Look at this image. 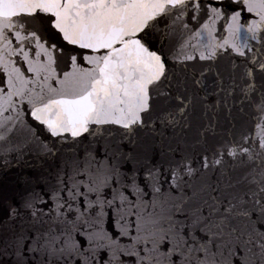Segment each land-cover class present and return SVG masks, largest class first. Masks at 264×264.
<instances>
[{"label":"snow or ice","instance_id":"6c2138e0","mask_svg":"<svg viewBox=\"0 0 264 264\" xmlns=\"http://www.w3.org/2000/svg\"><path fill=\"white\" fill-rule=\"evenodd\" d=\"M230 2L260 16L248 26V38L264 44V0ZM209 9L221 14L202 0H0V39L12 31L18 40L29 38L21 32L30 33L49 69L57 51H74L66 46L99 53L83 57L90 67L71 55L73 71L58 87L50 82L54 75L43 78L28 97L35 124L0 121V264H126L123 257L130 264H264V139L260 150L247 147L246 138L217 139V125L205 122L209 112L228 109L227 97L237 89L245 96L255 90V69L246 64L227 80L211 65L189 74L178 71L165 51L175 42L176 20ZM240 15L232 16L234 40L224 45L244 57ZM218 47L210 46L199 60L214 62ZM252 63L259 65L264 88V60ZM15 71L9 87L19 84L15 94L24 95L28 82ZM210 72L215 79L206 84ZM104 125L122 131L118 143L104 146L103 163L94 146L65 151L53 139L64 145L70 134L80 142L92 126ZM29 155L53 162L54 185L43 172L24 171L34 167ZM126 165L131 167L122 172ZM140 173L147 175L138 183ZM165 173L171 177L167 190ZM41 180L55 205L48 212V200L35 191ZM110 180L131 187L135 201L121 193L117 205L116 189L112 200H101ZM106 207L116 211L119 236L131 239L135 230L130 249L105 231Z\"/></svg>","mask_w":264,"mask_h":264},{"label":"water","instance_id":"95a60500","mask_svg":"<svg viewBox=\"0 0 264 264\" xmlns=\"http://www.w3.org/2000/svg\"><path fill=\"white\" fill-rule=\"evenodd\" d=\"M203 3L210 4L212 8H218L221 11L219 16H213L208 10L209 14H205L202 10L197 13L194 10H190L185 15L181 16L179 20H176L172 27L175 29V42L165 49L167 54L173 58L172 61L177 66V70H185L189 74H197L202 68H207L209 65L213 69L218 70L222 74V78L227 80L230 72L238 74L241 72L245 65L247 67L254 68L255 79L252 81L255 83L256 88L254 91H250L247 96L244 95L239 89L236 90L233 96L227 97L228 109H222L218 114L209 112L208 117L205 118V122L211 120L215 127L216 138L219 139L224 137L226 139H235L237 141L247 139L246 146L256 150L259 149V143L261 139H264V110L260 107L261 95L264 93V88L261 87L262 80L259 73V65L253 64L252 61L264 60V44L258 42V40H250L248 37L251 35L247 29L249 25H253L260 20V16L256 15L255 12H248L245 8L241 11V8L231 3L230 0H202ZM235 12H241L239 17V23L243 25L241 32L239 33L238 42L241 44L247 43L248 48H243L245 56L240 57L234 53L231 48L224 45L225 40L231 44L234 40L232 34L233 20L232 16ZM194 17V18H193ZM175 19V17H173ZM171 24V21H169ZM184 25H187L185 27ZM207 26V27H206ZM22 36H28V39L18 40L15 31L6 34V38L0 39V121L4 120L5 117H12L13 119H19L26 121L30 124H35L31 116V105L28 103V97L34 95L40 90V84L43 82L45 76L54 75L55 81H50L53 87L59 86V81L64 79L65 74L73 71L71 55H77V62L83 67H90L84 60V56L99 55V53H92L90 50H81L75 46H66L68 49H74L70 54L65 51L61 53L57 51L55 56L57 57L56 63L49 69L47 55L42 52L35 40L31 39L30 33L21 32ZM43 43V41H41ZM47 47V45H45ZM210 46H220L217 48V58L213 61H200L199 56L207 54L210 50ZM83 53V56L78 53ZM37 53H41L37 55ZM27 54V59H25ZM186 56L196 57L193 61H186ZM184 61L182 65L180 62ZM185 65L187 67H185ZM233 65L236 66L233 69ZM31 68L32 71L28 69ZM23 74L22 78L27 81L24 87V95H18L16 89L20 87L16 84L15 87H9V80H15L16 71ZM215 79V73H208V79L206 84H211L212 80ZM211 91V89H209ZM9 92H12L11 97L12 103H7L9 99ZM226 95V94H222ZM243 101V102H241ZM7 109V110H5ZM119 126L117 125H104V126H92L91 133L86 134L87 139L80 138V142L75 141L70 134H65V144L59 145L60 138H53L58 142V146H62L65 151L69 149H75L80 153H83L85 148L94 146L99 149L100 155L97 156V160L104 162V146L118 143L120 140ZM157 132L167 131L163 128H157ZM151 134V133H149ZM212 135V133H209ZM159 138V137H157ZM28 161L34 167L25 168V172L29 173H40L43 172L44 176L47 177L49 185H54L55 180V167H49L53 164L52 161H45L43 158H37L34 155L28 156ZM115 164L116 161L114 160ZM131 165H126L121 169L122 172L126 171ZM131 175V173H129ZM147 173L138 174V183L145 179ZM161 182L163 183L164 190H167L168 185L171 183V177L167 173L161 176ZM111 187L104 188L102 191L105 195L101 196V200H112L113 189H116V201L119 205L120 194L122 193L125 197L135 201V196L131 195V187L125 190L121 184H112ZM141 188H145L144 183H140ZM35 191L40 193L45 200H48V207H44V211L48 212L49 208H54L55 205L50 199L51 191L50 187L40 181L35 186ZM82 192H86V188H81ZM145 191H149L145 188ZM65 198L67 192L63 193ZM89 200H95V194H89ZM151 197H148L150 199ZM83 201L84 197H80ZM75 207V203L73 205ZM85 205L81 204L83 209ZM98 207V206H97ZM107 213L105 217L104 229L112 236L113 239L118 240L119 246L122 248L130 249L132 247V241L136 239V233L133 229L129 236H119V225L116 223V211L114 208H105ZM109 219L111 222L109 223ZM132 219H135L133 217ZM87 227V226H85ZM150 246V245H149ZM126 264H130L128 257H123Z\"/></svg>","mask_w":264,"mask_h":264}]
</instances>
